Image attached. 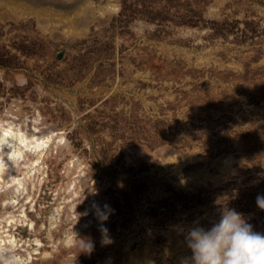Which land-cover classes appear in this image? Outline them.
Masks as SVG:
<instances>
[{
  "label": "rangeland",
  "instance_id": "1",
  "mask_svg": "<svg viewBox=\"0 0 264 264\" xmlns=\"http://www.w3.org/2000/svg\"><path fill=\"white\" fill-rule=\"evenodd\" d=\"M0 123L52 134L0 178L19 264H181L224 207L264 234V0H0Z\"/></svg>",
  "mask_w": 264,
  "mask_h": 264
},
{
  "label": "clouds",
  "instance_id": "2",
  "mask_svg": "<svg viewBox=\"0 0 264 264\" xmlns=\"http://www.w3.org/2000/svg\"><path fill=\"white\" fill-rule=\"evenodd\" d=\"M256 204L264 210V196H257ZM95 218L100 223L102 243H110L108 229L104 222L113 211L105 204L103 210L93 203ZM86 210L80 215L87 216ZM190 257H184L181 264H264V234L254 232L241 213L224 207L221 218L210 229L198 225L191 227L185 236ZM93 245L85 242L82 251L91 253ZM0 264H18L16 255L9 248L0 247Z\"/></svg>",
  "mask_w": 264,
  "mask_h": 264
},
{
  "label": "bare ground",
  "instance_id": "3",
  "mask_svg": "<svg viewBox=\"0 0 264 264\" xmlns=\"http://www.w3.org/2000/svg\"><path fill=\"white\" fill-rule=\"evenodd\" d=\"M51 137L52 134L50 133L36 134L33 132L26 135L22 129H16L11 124L2 125L0 123V178H2L3 173L12 171L14 168L19 169L21 162L25 165L23 173L31 176V172L35 171L36 174L41 169V158L49 148ZM61 140L62 136H59V141ZM25 153L31 154V157L25 159ZM9 182L13 184L12 192L19 196L22 193V188H24L21 177L15 175ZM10 217L7 219L8 223L13 222ZM15 243L12 235L0 233V247L6 248L7 246L14 251L17 247Z\"/></svg>",
  "mask_w": 264,
  "mask_h": 264
}]
</instances>
